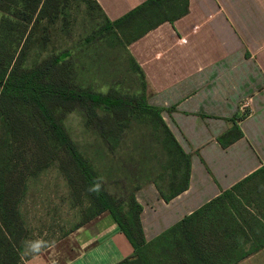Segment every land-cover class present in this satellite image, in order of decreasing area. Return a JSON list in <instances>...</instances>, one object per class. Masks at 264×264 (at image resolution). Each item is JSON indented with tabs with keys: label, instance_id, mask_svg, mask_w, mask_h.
I'll return each mask as SVG.
<instances>
[{
	"label": "trees",
	"instance_id": "trees-1",
	"mask_svg": "<svg viewBox=\"0 0 264 264\" xmlns=\"http://www.w3.org/2000/svg\"><path fill=\"white\" fill-rule=\"evenodd\" d=\"M91 3L101 15V29L118 36L125 51L147 29L187 11V0H145L109 19L95 0ZM60 5V0H0V264H25L37 254L25 247L31 229L20 197L24 179L48 167L63 177L73 203L88 204L83 219L60 237L108 211L133 248L115 264H235L263 248L264 164L145 240L139 220L142 207L134 195L141 184L120 196L109 192L62 122L63 115L82 110L84 126L108 149L130 123L150 125L159 153L149 165L152 177L146 182H152L165 201L187 188L190 155L163 120L161 109L147 102L144 90L121 95L112 87L101 92L75 83L73 67L60 53H41L36 61L25 63L36 24L57 16ZM135 69L140 73L137 65ZM223 135L231 142L242 131L234 124Z\"/></svg>",
	"mask_w": 264,
	"mask_h": 264
},
{
	"label": "crops",
	"instance_id": "crops-1",
	"mask_svg": "<svg viewBox=\"0 0 264 264\" xmlns=\"http://www.w3.org/2000/svg\"><path fill=\"white\" fill-rule=\"evenodd\" d=\"M143 1L95 0L109 19ZM263 5L258 0H187L185 13L157 23L126 46L147 102L161 109L190 155L188 185L179 194L165 201L152 182L135 190L146 241L264 164ZM234 124L242 135L228 142L223 134ZM132 250L103 211L25 264H115ZM235 264H264V247Z\"/></svg>",
	"mask_w": 264,
	"mask_h": 264
},
{
	"label": "rangeland",
	"instance_id": "rangeland-1",
	"mask_svg": "<svg viewBox=\"0 0 264 264\" xmlns=\"http://www.w3.org/2000/svg\"><path fill=\"white\" fill-rule=\"evenodd\" d=\"M60 1L57 16L44 17L36 24L25 63L36 61L41 53H60L73 67L75 83L89 85L94 91L105 92L112 87L121 95H140L144 90L143 80L125 51V43L101 29V15L91 0ZM258 1L264 4V0ZM82 113L80 109L68 111L62 122L109 192L123 195L152 177L149 165L158 160L159 151L158 138L150 125L130 123L121 140L113 149H108L92 129L84 126ZM24 181L20 208L31 229L25 244L31 251L35 243H40L42 250L88 213L85 200L73 203L66 182L54 167L26 177Z\"/></svg>",
	"mask_w": 264,
	"mask_h": 264
},
{
	"label": "clouds",
	"instance_id": "clouds-1",
	"mask_svg": "<svg viewBox=\"0 0 264 264\" xmlns=\"http://www.w3.org/2000/svg\"><path fill=\"white\" fill-rule=\"evenodd\" d=\"M40 247H41L40 243L33 244L32 253H39L40 252Z\"/></svg>",
	"mask_w": 264,
	"mask_h": 264
}]
</instances>
